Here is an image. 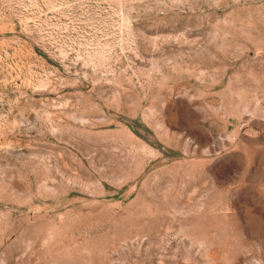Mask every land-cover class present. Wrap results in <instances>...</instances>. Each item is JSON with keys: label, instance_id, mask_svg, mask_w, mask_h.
Masks as SVG:
<instances>
[{"label": "rangeland", "instance_id": "rangeland-1", "mask_svg": "<svg viewBox=\"0 0 264 264\" xmlns=\"http://www.w3.org/2000/svg\"><path fill=\"white\" fill-rule=\"evenodd\" d=\"M0 264H264V0H0Z\"/></svg>", "mask_w": 264, "mask_h": 264}]
</instances>
